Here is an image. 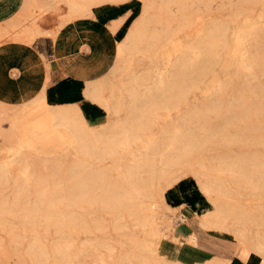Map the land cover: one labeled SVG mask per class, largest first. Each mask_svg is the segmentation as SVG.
<instances>
[{
	"label": "rangeland",
	"instance_id": "1",
	"mask_svg": "<svg viewBox=\"0 0 264 264\" xmlns=\"http://www.w3.org/2000/svg\"><path fill=\"white\" fill-rule=\"evenodd\" d=\"M6 1L16 7L0 23V44H30L39 19L59 30L103 5H141L129 31L140 34L138 44L113 67L121 63L112 81L122 91L105 87L95 101L121 100L107 122L132 99L149 101L129 133L115 123L110 146L95 142L107 154L99 161L69 137L36 151L37 134L23 130L38 108L0 104V264H179L197 247L214 251L207 264H264V0H76L61 19L46 10L57 1L66 9L61 0ZM201 51L207 59L192 68ZM173 60L178 70L167 65ZM100 126L85 127L82 141L94 143ZM172 187L179 198L157 196ZM161 206L181 237L194 232L183 231L181 210H192L195 244L151 234L144 219ZM198 208L209 212L203 223Z\"/></svg>",
	"mask_w": 264,
	"mask_h": 264
},
{
	"label": "crops",
	"instance_id": "2",
	"mask_svg": "<svg viewBox=\"0 0 264 264\" xmlns=\"http://www.w3.org/2000/svg\"><path fill=\"white\" fill-rule=\"evenodd\" d=\"M15 7L0 0V23L10 18ZM141 12V5H103L82 20L64 24L53 36L38 35L30 44H0V104H19L27 92L31 97L42 96L38 108L44 104L49 109H78L92 126L107 122L105 97L96 102L87 93L109 79L117 46L135 27ZM181 211L188 219L183 231L198 233L192 210L184 206ZM186 252L179 264H205L215 258L214 251L201 247Z\"/></svg>",
	"mask_w": 264,
	"mask_h": 264
},
{
	"label": "bare ground",
	"instance_id": "3",
	"mask_svg": "<svg viewBox=\"0 0 264 264\" xmlns=\"http://www.w3.org/2000/svg\"><path fill=\"white\" fill-rule=\"evenodd\" d=\"M61 1L65 4L66 9H64V7H62V5H60L62 7V9H64L63 12H62L61 11V7L58 5V1H57V4L53 5L52 7H48L46 9L48 11V13H49V15H47V16L51 15V17H53V19L55 18V16H58L61 19L62 17H66L68 14L72 13V11L77 10L78 7H79L78 6V1H76V0H61ZM82 1H85V0H82ZM94 2H95L94 3L95 5L96 4L99 5L100 3H102V1H94ZM88 10H89V8H88ZM45 15H46V13H45ZM42 16H44V15H42ZM44 18L46 19V17H44ZM42 21H43V19H39L38 20V22L36 24L35 34L53 36L54 34H56L58 32L57 26H55V29L48 28L47 26H46L47 27L46 28L44 25H43L44 27L42 26V24L44 23V21H43V23H41ZM202 35L205 36V37L206 36H211V35H207V34H202ZM139 37H140V34H137V33H134V32H129L127 34V37L123 40V42L118 44L116 53L120 54V53H122L124 51H126L127 53H130V49L134 50L136 44H138ZM207 57H208L207 51H201L199 56H198V58H197V64L196 65H192V68H198L200 63L202 61L206 60ZM120 65H121V63L117 64V66L114 69V71H112L109 79L104 81V82H102V83H100V85H99V87L97 89L88 91L87 97H89L92 101H95L96 99H99L98 98L99 91H102L105 87L107 89L111 90V91H113V90L122 91L121 83H118L116 85L112 81V77L119 76L118 75L119 74L118 69H120V67H121ZM167 65H170V66L176 68L177 70L180 67L179 62L177 60H173L172 62H168ZM161 84H162V81H161V78H160V79H158V85H157L158 86L157 87L158 91H160V89H161ZM114 86H118V87H114ZM162 96L164 97V100H165V102L163 101L164 102L163 105H164V107L168 108L169 98L164 96V95H162V94H158L157 95V97H159V99H161L160 97H162ZM41 97L42 96H39V95L31 97V96H29V93L24 92V93H22L21 102L19 104H16V105L12 106L14 108L13 111L17 113L18 111H22L23 109L25 110V109L38 108L37 103L40 102ZM163 97H162V99H163ZM44 100H46V99H44ZM140 100L141 101L139 103L137 101V99L136 100L132 99V103L130 105V108H128L129 107L128 106L126 109H124V115H123L122 118H118L117 120H115L113 122H103V123L99 124V125H102V126H100V129L98 130L99 134H98L97 137H95L96 139H92L93 141L94 140L95 141H94V143H91V145L85 144L82 141L83 132H85V130H86L85 127L91 126V125L87 121H85L83 116L79 113L80 112L79 110H77L75 113H73V112H71L68 109H63V108H60V107H55V108H50L49 109L50 106L48 108L47 107L45 108L44 104L43 105H39L40 108L37 109L38 112H39V116H38L37 120L35 122H32V124L30 126L25 127V129L23 130L24 131L23 133L34 132V133L37 134V136H36L37 139L35 138V140H34V142L32 144L33 147L35 149H37L36 151L45 150L46 148L49 149L50 147L58 148L64 142V138L65 137H69L75 143H79L81 148L85 147L86 150L84 151V154L87 155V157H89L92 160L99 161V160L105 158V156L107 154L103 150H98L97 146L95 145V142L97 140H100L104 144V146H110L112 144L111 140L113 139L114 135L116 134L114 132V130H113V124H115V123L119 125L121 133H125V134L129 133L130 129H131V127L129 126V124L131 123L130 119L133 120V122H134V118L132 117V115H135L139 111L138 110L139 107H144L145 105H148V101L149 100L146 99L145 96L144 97H140ZM101 101H102V99H101ZM119 102H121L119 97H115V99H114L113 94H110L109 98L106 99L104 105L107 107V110H108L109 113L118 114L119 108H120ZM107 119H109V118H107ZM87 131L88 132H91V131L93 132L94 130L93 129L91 130V128H89ZM125 137H127V136H125ZM236 162H237V159H236ZM167 165H168V162L164 163V166H167ZM213 170H214V168H213ZM202 188L203 187H201V189ZM136 195L138 197L143 196L142 193H140V192L136 193ZM157 196L163 197V198H165L166 201L169 200V202L170 201L172 202V200L177 199V198L180 197L178 189L177 188H173V187L170 188V189L165 190L163 193L160 192L159 195L157 194ZM143 198H145V197H143ZM143 198H142V200H143ZM119 208H120V206H119ZM169 209L170 208L167 207V206L166 207L165 206H163V207L161 206L158 210H156L154 212L151 211L152 213L150 215H148L144 219L145 221L143 223L145 225H148V230L151 232L152 235L159 236V237H161L163 239L168 237L169 239H172L173 241H176L179 244H182L183 241H188L192 245L195 244L196 243V236H195L194 232H189L187 235L181 237V234H179V231H180L179 230V224H177L178 221L177 222L175 221V219L173 218V214L174 213L172 214ZM204 212H202V209L198 208L197 216L200 218V220H201L200 222L201 223H203L202 222L203 220L205 221L206 216H208V214H209V212H206V213H204ZM183 217L179 216L176 219H178L182 223H184L185 222V220H184L185 218L183 219ZM147 219H148V221H147ZM205 223H206L205 225L209 226V224L207 222H205ZM60 224H62V223H60ZM155 255H156V252H155ZM255 260H257V258ZM261 261H264V259H262ZM176 262H178V261H176ZM259 263L261 264V262H259Z\"/></svg>",
	"mask_w": 264,
	"mask_h": 264
}]
</instances>
